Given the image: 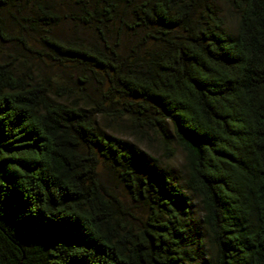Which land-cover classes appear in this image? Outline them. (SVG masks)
Instances as JSON below:
<instances>
[{
  "label": "trees",
  "instance_id": "obj_1",
  "mask_svg": "<svg viewBox=\"0 0 264 264\" xmlns=\"http://www.w3.org/2000/svg\"><path fill=\"white\" fill-rule=\"evenodd\" d=\"M223 1L0 0L63 70L0 50V264H264V0Z\"/></svg>",
  "mask_w": 264,
  "mask_h": 264
},
{
  "label": "rangeland",
  "instance_id": "obj_2",
  "mask_svg": "<svg viewBox=\"0 0 264 264\" xmlns=\"http://www.w3.org/2000/svg\"><path fill=\"white\" fill-rule=\"evenodd\" d=\"M216 3L219 5L221 15L225 22L226 29L233 31L235 29V23H236L235 13L227 6V4L223 0H216ZM6 27H8L14 35L21 34V33L19 34L17 28H11L10 21L7 22ZM56 32L63 36H68L71 33V26L67 22H63L59 24V26L56 28ZM23 38L28 42L30 46L34 48L37 47V44H35L33 39L25 36ZM0 50L2 51V53H4V57L7 58L8 60L13 61V64L16 67H18V69H23L26 68L27 66L33 68L42 66L45 72L53 71L58 74L63 72V70L56 71L55 69L50 68L48 66L45 67L42 63L32 58L29 52H27L19 42L16 41L4 42V43L0 42ZM114 128L118 132L111 131L112 133H117L118 136L125 138L129 137L128 132L123 125L117 127L114 126ZM131 142L134 143V140L131 139ZM139 144H140L139 147L144 151L156 157L158 156L163 163L169 164L172 167H174L178 175L183 172L182 165H183L184 154L180 148H175L173 156L171 158H168V160H165L163 159V157H161L162 155L159 152L160 150L157 146V143L153 139L139 141ZM98 171L102 179L115 192V194L119 196L122 200L127 201V195L125 193V190L123 189L122 185L119 183L115 173L101 161L98 164ZM194 216L196 218H198L199 216L198 206H195ZM197 231L199 230L197 229ZM203 244H204L203 246L204 254L208 256L210 248L207 244L206 238L204 239Z\"/></svg>",
  "mask_w": 264,
  "mask_h": 264
}]
</instances>
